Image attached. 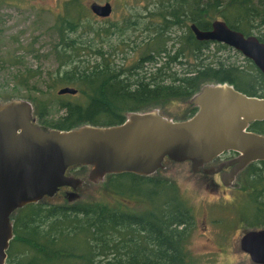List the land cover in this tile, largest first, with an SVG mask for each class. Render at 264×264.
I'll return each instance as SVG.
<instances>
[{
  "label": "trees",
  "instance_id": "obj_1",
  "mask_svg": "<svg viewBox=\"0 0 264 264\" xmlns=\"http://www.w3.org/2000/svg\"><path fill=\"white\" fill-rule=\"evenodd\" d=\"M152 15L160 22L144 27L146 35L132 47L138 46L139 59L123 67L110 58L118 48L111 50L115 31L97 27L85 0H64L50 27L55 35L51 55L59 67L50 73L48 84L57 98L42 100L31 85L35 75L26 71L14 75L18 89L0 96L1 101L29 100L39 126L70 130L84 124L118 125L131 112L166 109L191 99L208 83L228 82L248 95L264 97V73L253 61L247 59L252 69L227 65L218 52L230 47L198 40L190 27L195 23L209 29L220 18L245 34L255 30L264 41V0H168ZM150 64H158L155 71ZM173 64L186 68L179 73ZM66 86L77 93L57 92ZM53 106L64 114L50 117ZM196 111L192 106L172 119L184 120ZM249 129L264 134V120L252 122ZM83 168L74 165L67 172ZM104 181L109 199L61 203L47 196L17 209L11 217L14 234L7 264H203L189 248L195 214L178 183L131 172L108 174ZM238 181L247 195L245 213L251 216L240 214L243 221L264 226V161L251 163Z\"/></svg>",
  "mask_w": 264,
  "mask_h": 264
},
{
  "label": "water",
  "instance_id": "obj_2",
  "mask_svg": "<svg viewBox=\"0 0 264 264\" xmlns=\"http://www.w3.org/2000/svg\"><path fill=\"white\" fill-rule=\"evenodd\" d=\"M90 9L105 18L112 14L113 5L93 2ZM190 27L198 40L227 44L264 73V42L258 37L245 36L220 18L209 29L195 23ZM58 93L75 94L77 89L61 87ZM193 103L196 113L184 120L167 118L153 108L131 112L118 125L84 124L60 130L39 126L29 100H0V264H7L13 213L54 196L62 187L76 189L82 179L67 173L74 165L88 166L90 177L104 179L124 172L154 175L167 157L190 160L197 170L223 152L233 151L238 156L226 165L232 166L234 179L248 164L264 160V134L249 129L252 122L264 120V97L248 95L228 82L208 83L194 94ZM70 195L72 202L76 194ZM241 247L255 263L264 264V229L245 232Z\"/></svg>",
  "mask_w": 264,
  "mask_h": 264
},
{
  "label": "rangeland",
  "instance_id": "obj_3",
  "mask_svg": "<svg viewBox=\"0 0 264 264\" xmlns=\"http://www.w3.org/2000/svg\"><path fill=\"white\" fill-rule=\"evenodd\" d=\"M107 1L113 5L112 14L105 18L94 14L96 25L100 29L110 27L115 31L110 35L111 50L118 48L110 58L119 66L130 67L140 57L138 46L136 50H132V47H136L146 35L147 30L144 28L146 25L160 22V19L152 13L158 10L161 3L168 0H85V5L90 9V4L93 2ZM63 2L64 0H0V96L14 95L15 89H18L14 75L29 71L35 75L31 85H36L38 88L36 92L42 100L57 98L56 91L48 84L50 73L57 72L59 67L55 57L51 55L55 35L50 27L60 13ZM118 28L122 29L116 31ZM261 28L264 30V24ZM214 51L215 48L212 46L211 54ZM218 55L227 65L252 69L246 57L232 48H225L218 52ZM157 65L153 67L150 64L149 68L155 71ZM185 68L186 65L180 64L172 66V70L179 73ZM192 106H195L193 97L169 104L166 109L159 107V112L171 119L177 114L183 115ZM33 112L38 124L35 109ZM62 114L64 110L58 106L51 108L50 117L57 118ZM231 155L233 154H229ZM211 164L210 161L205 162L194 170L190 160L174 161L167 157L155 174L168 177L178 183L184 197L191 205L195 222L189 237V248L199 255L203 264H257L251 259L250 254L242 249L241 238L245 232L264 229V226L254 227L243 221L244 217L240 214L250 217L249 219L251 216L245 213L248 209L247 195L242 193L239 187H232L233 182H237L238 179H231L230 183L226 184L222 183L219 176H214L218 186L210 185L211 176L207 168ZM84 167L67 172L73 177L81 178L82 183L76 189L70 187L69 191H59L49 197L50 201L68 202L71 198L70 192L76 194L72 202L78 199L107 198L109 194L104 189V177H90L91 168ZM110 200L114 199L110 197ZM134 204L138 202L135 200Z\"/></svg>",
  "mask_w": 264,
  "mask_h": 264
},
{
  "label": "flooded vegetation",
  "instance_id": "obj_4",
  "mask_svg": "<svg viewBox=\"0 0 264 264\" xmlns=\"http://www.w3.org/2000/svg\"><path fill=\"white\" fill-rule=\"evenodd\" d=\"M229 25V24H228ZM230 26V25H229ZM231 27V26H230ZM233 28V27H232ZM235 29V28H233ZM237 30V29H236ZM242 32V31H241ZM244 33V32H242ZM245 34V33H244ZM250 35H254L256 37L259 38L257 32L253 31L252 33L250 34H245V36H250ZM260 39V38H259ZM261 40V39H260ZM262 41V40H261ZM264 42V41H262ZM229 46V45H228ZM230 48H232L233 50H235L236 52H239L241 53L240 51L236 50L235 48L229 46ZM242 54V53H241ZM243 55V54H242ZM244 56V55H243ZM245 57V56H244ZM246 59H250L248 57H246ZM251 60V59H250ZM252 61V60H251ZM254 63V62H253ZM255 64V63H254ZM256 65V64H255ZM257 66V65H256ZM258 68V66H257ZM259 69V68H258ZM260 70V69H259ZM241 91V90H240ZM243 92V91H242ZM245 93V92H244ZM233 154L231 156H229V154ZM238 156V154L236 152H233V151H226V152H223L222 154H220L219 156L215 157L214 159H212L210 162L212 163L211 165L208 166L207 168V172L209 174V176H211L210 178V185H215V186H218L217 185V181L215 180L214 176H219L220 179L222 180V183H230L231 181V177H230V173H231V169H232V166H227L226 164L233 160L234 158H236ZM261 161H264V160H261ZM255 162H260V161H255ZM253 163V162H252ZM251 164V163H250ZM250 164H248L246 167H244L243 169L239 170L235 176V179H238L240 178L241 174L243 173L242 170H244L245 168H247ZM223 176L225 178L226 181H223ZM219 183V182H218ZM234 184L232 185V187H239V181H234L233 182ZM70 190V187L68 186H65V187H62L60 189V192L61 191H69Z\"/></svg>",
  "mask_w": 264,
  "mask_h": 264
}]
</instances>
